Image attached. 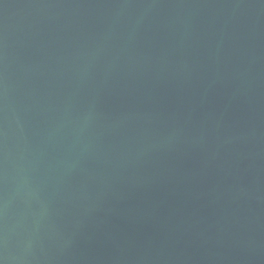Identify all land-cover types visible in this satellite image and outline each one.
Masks as SVG:
<instances>
[{"label":"water","instance_id":"1","mask_svg":"<svg viewBox=\"0 0 264 264\" xmlns=\"http://www.w3.org/2000/svg\"><path fill=\"white\" fill-rule=\"evenodd\" d=\"M0 264H264V0H0Z\"/></svg>","mask_w":264,"mask_h":264}]
</instances>
